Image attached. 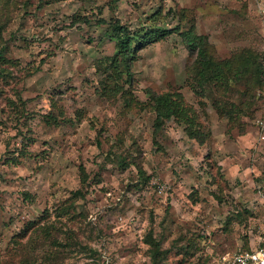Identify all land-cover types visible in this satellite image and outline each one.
<instances>
[{
	"label": "rangeland",
	"instance_id": "374dc122",
	"mask_svg": "<svg viewBox=\"0 0 264 264\" xmlns=\"http://www.w3.org/2000/svg\"><path fill=\"white\" fill-rule=\"evenodd\" d=\"M261 64L264 0H0V264H218L264 243ZM165 93L180 113L156 133Z\"/></svg>",
	"mask_w": 264,
	"mask_h": 264
},
{
	"label": "trees",
	"instance_id": "16d2710c",
	"mask_svg": "<svg viewBox=\"0 0 264 264\" xmlns=\"http://www.w3.org/2000/svg\"><path fill=\"white\" fill-rule=\"evenodd\" d=\"M80 20V18H75L72 22V25H75L76 23H78ZM98 24H107V21L105 19H100ZM114 29V35L113 38H117L119 41V45H120V49L122 50V52L124 53V56L121 60V62H125L126 59H128L127 62H125L126 65V69H127V73L131 74V68H132V58L129 54L130 49H131V44L132 41L136 39V34L131 35L130 31L128 30V28H126L125 26L121 25L119 22H116L115 25L113 26ZM131 35V36H130ZM188 42L190 43V45H194L196 47H200L199 51H198V64L199 67L197 68V74L198 76L201 77L202 83H206L209 82L212 79V75H210V79L208 73H210V69L213 65V61L212 59L208 56L207 52H206V38H204L203 36H191V34L188 36ZM263 77H264V67L261 64L260 66V71H259ZM240 73V72H239ZM214 75V73H213ZM220 79V76L216 77ZM179 94H169V93H165V94H154V98H155V104H156V121H155V132H159L162 128V125L172 119L173 117L175 118V116L178 115V113H180V110H178V105L180 103L181 100V96H178ZM182 101V100H181ZM184 122L187 121V123L189 124V136L192 139L198 140L200 144H204L205 143V138L206 136L203 135V133L201 132V130L194 128V120L192 118V120H190L189 117H183L182 118ZM191 121V122H190ZM37 243V242H34ZM47 241H45L43 243V247L46 249L47 247L49 248V245H47ZM156 247L157 250H160L161 247V243L158 242L156 243ZM44 255L46 256V258L48 257H53L54 253L52 250H46L44 252Z\"/></svg>",
	"mask_w": 264,
	"mask_h": 264
},
{
	"label": "built area",
	"instance_id": "2783aa9c",
	"mask_svg": "<svg viewBox=\"0 0 264 264\" xmlns=\"http://www.w3.org/2000/svg\"><path fill=\"white\" fill-rule=\"evenodd\" d=\"M264 198V192L262 193ZM218 264H264V243L223 255Z\"/></svg>",
	"mask_w": 264,
	"mask_h": 264
}]
</instances>
